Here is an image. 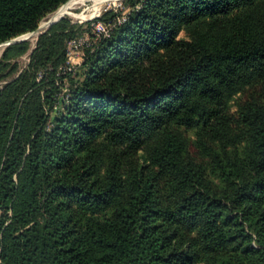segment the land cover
Listing matches in <instances>:
<instances>
[{
    "label": "trees",
    "instance_id": "16d2710c",
    "mask_svg": "<svg viewBox=\"0 0 264 264\" xmlns=\"http://www.w3.org/2000/svg\"><path fill=\"white\" fill-rule=\"evenodd\" d=\"M66 2L0 0V43ZM123 3L126 20L42 95L63 21L16 77L28 42L1 54L0 264H264V0Z\"/></svg>",
    "mask_w": 264,
    "mask_h": 264
},
{
    "label": "rangeland",
    "instance_id": "374dc122",
    "mask_svg": "<svg viewBox=\"0 0 264 264\" xmlns=\"http://www.w3.org/2000/svg\"><path fill=\"white\" fill-rule=\"evenodd\" d=\"M69 1L70 0H67V2L61 5L59 8L67 5ZM123 2L124 0H85L82 2L73 3L70 6H68L66 8L67 10L63 13L64 15L60 16L61 18L55 22L57 23V22L63 21V25H65V27L67 28V32L70 33L68 37L62 40V46H63L64 51L66 52L67 43L69 40L80 37V36L86 38L87 41L91 43V46L94 45L97 41L96 40L97 33L96 31L92 29V25H94L96 22L104 23L103 21H113L116 18H119L121 16H126L130 12L131 7L129 5H125ZM243 10L244 9H239L238 12H241ZM53 13H50L46 15L44 18H42V20L39 22L38 25L41 26V24H44L46 22L49 23L51 21L50 16ZM101 18H104V19L101 20ZM55 23L51 24L50 26L47 25L48 27L46 26L45 28L41 29V33L38 35L34 34L37 28L34 31L25 33L28 36L25 38V40H22V41L28 42L29 49L24 54L11 60V63H15L16 66L14 69H11V70H10V67L6 68V70L4 71V74L10 71V74H8L5 78L6 80L12 77H16L17 74L28 65L29 60H30V55L36 46L38 37L42 33L46 32ZM187 37H188V34L186 32V29L180 28L176 34V39H182V38L187 39ZM5 47H2L3 49L0 50V57ZM64 63L60 64V66L56 70V73H54L55 75L49 73V72H52L51 67L49 68L47 75L41 78L42 80H40V76H39L41 74L39 73L37 74L38 78L36 80L38 81V85H39L38 88H39L41 95L44 94V92L51 91L52 87L50 83H52L51 81H53V78L61 74L62 70H60V67H62ZM79 79H80V76H79ZM57 84H59V87L55 90V92L53 89V92H54V95H56V97L58 98V100H60V102H63L65 95L67 94L69 90L70 82L68 81V79H63L59 82V79H58ZM247 92H249V90H247ZM240 97H241L240 93H237L234 96H232V98L229 100V108L232 112H234L237 109V104H238ZM45 109H46V112L50 113L49 114L50 116L55 114L54 109L50 110L47 107ZM180 132L184 136L187 142V145H188L186 157L194 162H199L201 158L199 155H197V148L195 146V141L198 139L196 130L181 128ZM153 134H154L153 131L148 132V134H146L145 136V139L147 140L151 139L154 136Z\"/></svg>",
    "mask_w": 264,
    "mask_h": 264
},
{
    "label": "built area",
    "instance_id": "2783aa9c",
    "mask_svg": "<svg viewBox=\"0 0 264 264\" xmlns=\"http://www.w3.org/2000/svg\"><path fill=\"white\" fill-rule=\"evenodd\" d=\"M125 20L126 17L121 16L116 18L113 23L105 24L96 22L94 25H92V29L97 33L96 40L108 38L112 29L115 26L122 24ZM89 46H91V43H89L87 39L82 36L69 40L65 52V63L62 67H60V70H62L61 73H74L76 69L83 63L85 58V49Z\"/></svg>",
    "mask_w": 264,
    "mask_h": 264
},
{
    "label": "bare ground",
    "instance_id": "6f19581e",
    "mask_svg": "<svg viewBox=\"0 0 264 264\" xmlns=\"http://www.w3.org/2000/svg\"><path fill=\"white\" fill-rule=\"evenodd\" d=\"M82 1H85V0H70L69 3H68L67 5H65V6H63V7L59 8V9H57V10H56V11L50 16L51 21H50L49 23L46 22V23H44V24H41L39 30L45 28V27H46L47 25H49L51 22H53L54 20L60 18V16L64 15L63 13L67 10L66 8H67L68 6H70V5L73 4V3L82 2ZM34 34L38 35V33H34ZM2 47H3V46L0 45V50L3 49Z\"/></svg>",
    "mask_w": 264,
    "mask_h": 264
},
{
    "label": "water",
    "instance_id": "95a60500",
    "mask_svg": "<svg viewBox=\"0 0 264 264\" xmlns=\"http://www.w3.org/2000/svg\"><path fill=\"white\" fill-rule=\"evenodd\" d=\"M60 18H61V17H60ZM60 18H58V19H60ZM58 19H56V20H54L53 22H51L48 26H50L51 24L55 23ZM48 26H47V27H48ZM39 29H40V25H38V27H37V29H36V31H35L34 33H38V34H40V33H41V30H39ZM27 36H28L27 34H23V35H21V36L14 37V38H12V39H10V40H7V41H5V42H3V43H0V44H1V46L5 47V46H7V45H10V44H13V43H16V42H19V41L25 40V38H26Z\"/></svg>",
    "mask_w": 264,
    "mask_h": 264
}]
</instances>
